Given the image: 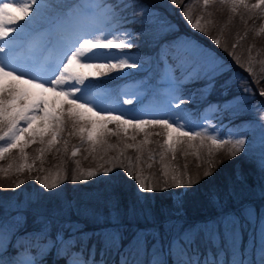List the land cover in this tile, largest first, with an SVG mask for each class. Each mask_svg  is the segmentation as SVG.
Here are the masks:
<instances>
[{"label": "snow or ice", "instance_id": "1", "mask_svg": "<svg viewBox=\"0 0 264 264\" xmlns=\"http://www.w3.org/2000/svg\"><path fill=\"white\" fill-rule=\"evenodd\" d=\"M165 3L170 9H180L179 15L192 30L209 33L212 21L202 23L200 16L194 20L188 0ZM217 3L233 14L240 9L264 13V0L253 4L248 0H203L204 8ZM178 30L159 9L143 0H0V161L13 152L18 161L0 166V172L6 176L12 171L45 172L43 167L35 168V161L43 163L45 153L59 152L61 144L67 151L68 140L62 137L67 132L69 137L79 136L94 156L118 147L109 143L111 137H116L123 149L137 153L135 168L131 160L125 167L120 156L98 163L96 169L85 170L77 163L73 184L108 177L120 167L135 180L139 193L167 191L169 187L185 190L174 194L171 211L161 210L162 220L151 207L143 206L144 196H138L139 205L127 207L115 197L99 206L89 205L88 196L80 206L62 200L51 207H31L30 203H37L35 195L30 203L0 202V264H264V204L258 211L252 202L264 201V115L247 126L243 121L234 123L257 107L264 109V102L248 104L253 89L246 82L239 96L204 104L216 81L231 72V65L199 42L174 36ZM259 31L264 32V26ZM140 43L154 52L143 58L133 54L131 50ZM212 43L221 47L219 38H212ZM221 50L228 51L227 47ZM228 55L240 63L234 51ZM251 63L250 59L245 70L254 75ZM128 69L147 75L135 88L125 90L122 104L119 94L98 90L113 73L118 74L116 79H126ZM153 79L156 82L149 83ZM237 79L245 78L232 73L223 81L222 95H228ZM201 82V88L186 89ZM145 93L151 94L147 106L123 107L136 104ZM258 94L264 98V89ZM198 102L204 104V115L194 119L195 109L185 106ZM140 135L143 139L138 140ZM153 135L163 137L162 142L157 141L158 153L148 149ZM33 145L39 147L29 163L27 149ZM185 146L196 149L198 160L204 149L212 156L226 148L228 159L242 154L255 169L254 182L249 184L237 169L235 180L242 185L239 192L230 187L223 197L214 193L211 202L217 215L189 220L182 197L201 179L213 175L214 167L209 161L201 176L199 172L189 175L187 165L180 171L165 163L169 154L173 161L178 152L184 155ZM145 151L148 161L159 156L162 187L154 186L142 173ZM78 152L74 146L71 155ZM99 160H104V155H99ZM29 178L45 193L54 192L68 180L62 169ZM24 183L14 182L11 190ZM246 196L251 200H244ZM230 198L237 207L225 210ZM72 215L79 219L73 220ZM85 221L97 227L85 230ZM136 221L149 226L137 227Z\"/></svg>", "mask_w": 264, "mask_h": 264}, {"label": "rangeland", "instance_id": "2", "mask_svg": "<svg viewBox=\"0 0 264 264\" xmlns=\"http://www.w3.org/2000/svg\"><path fill=\"white\" fill-rule=\"evenodd\" d=\"M144 3L151 5L153 8L159 9L173 24L178 26V32L173 33L174 36H182L185 38H190L191 41L199 42L201 45L206 46L207 48L215 51L219 56L223 57L224 60L231 65V72L225 73L224 76L220 77L216 81V86L212 90L211 95L207 97L208 102H223L224 100L230 99L234 96H239L241 94V89L245 86L246 82L250 84L253 91L248 93V96L252 97L248 101L250 106H258L262 102H264V98L259 96V91L257 86L254 84V81L259 80V78H264V32H260V28L264 26V13H261L259 10L255 12H245V10L240 9L237 13L233 14L229 11L227 7L219 5V3L204 8L203 0H188V3L193 5L192 13L193 19L197 16L202 17V23L206 20H211L212 25L209 28V33L207 35L201 34L198 31L192 30L189 26H187L186 22L179 15L180 9H170L169 6L166 5L165 0H143ZM256 0H248L249 4L255 3ZM211 13V15H209ZM243 15V19L241 16ZM247 21L245 24L244 21ZM23 23V22H22ZM135 27V26H132ZM257 33H259L257 35ZM212 38H219L221 40V47H217L212 43ZM235 44L236 48L233 49L232 45ZM222 47H227L228 51H222ZM229 51H234L237 56L240 57V63L238 64L232 57L228 55ZM131 52L133 54L139 53L141 57L151 55L154 52V49H151L147 44L140 43L139 47H134ZM251 59V66L253 68V74H249L245 69L248 66V62ZM232 73H238L242 75L245 79L239 80L237 79L229 88L228 95H222L223 89L220 85L224 80L228 79L232 75ZM130 74V75H129ZM117 73L112 74V78H105L104 87L98 89L103 92H117L118 89L122 88V83L125 81L116 79ZM126 79L130 78L132 80V86L128 88H124L125 90H130L135 88L133 80H139L141 82L144 77L147 75L144 72H141L137 69H128L125 70ZM123 81L121 84L118 82ZM156 81L153 79L151 83H155ZM261 82V81H260ZM252 83V84H251ZM203 87V82L198 84H191L186 86L187 90L198 89ZM120 96V95H119ZM151 96L149 93H145L140 97V100L132 105V106H123L125 108H136L137 104L140 102L141 106H147L150 102ZM124 98L120 96V102L122 104V99ZM197 101H199V94H197ZM204 104H188L185 107L188 109H195L196 119L197 117L204 115L203 109ZM107 106V104L105 105ZM211 109H208V114H211ZM264 115V109L255 108L254 111H249L248 114L240 116L237 120L234 121L235 124H239L242 121L245 122V125L254 124L259 122V116ZM147 118V117H145ZM250 120V122H248ZM201 123L203 121H200ZM248 122V123H247ZM71 129L69 128V131ZM199 130V129H196ZM149 131L155 133L159 131V129H149ZM62 137L68 140V150H63V145H58L60 147V151L57 152L55 149L50 153H45L43 158V163L40 160L35 161V168L38 170L40 167L45 169V172L33 171L29 174L27 171L23 173H15L14 171L9 172L6 176L4 173L0 172V202L9 203L13 200L22 202L29 201L31 202L32 197L35 195L38 197L36 204H31V207L36 206H47L51 207L54 204H59L62 200L72 202L75 201L77 206L84 204L85 197L88 196L87 203L89 205L98 206L103 200L100 196H103V192L107 191L106 195L107 199L110 193L114 192H122L124 195L122 198L117 199L121 206L127 207L129 204H137L139 205L138 196H144L145 207H151L153 209L154 214L157 216L159 220L164 219V216L161 214L162 209H168L171 211L173 209V198L174 194L185 192L184 189L169 187L167 191H154L152 193H139L138 188L136 186L135 180L130 179L126 175L125 169L120 167H116L115 171L112 175L108 177L98 176L95 179H89L86 183H71V177L73 170L76 168L77 163L82 169H96L98 163H104L110 157L120 156V160L123 162L125 167H127L129 160L132 161L133 167L135 168V157L137 153L132 149H123V144L119 143L116 137L109 138V143L112 145H118V147H114L111 150H108L106 153L101 152L95 154H91L87 151L88 145L83 144L77 135H73L69 137L67 132L62 133ZM138 140L143 139V136L140 135L137 137ZM150 140L152 143L148 146V149L153 151L154 153H158L160 151L159 144L157 141L162 142L163 137L160 136H151ZM131 142V141H129ZM198 144L199 141L194 142ZM79 148V152L75 157L71 155V151L73 147ZM39 145H33L29 149H27L29 155V163H31L36 155V149ZM184 155H181L180 152L177 153L176 160L173 161L171 154L166 158L165 163H170L180 169V171L185 170V165H187V171L189 175H195L197 172L202 176L205 168L208 167V162L211 161L214 167L213 175L203 178L200 180L199 184L195 185L193 188H189L186 190V194L183 195V206L185 213L189 220H196L195 213L199 212L201 208L208 207L207 204L211 201V196L215 194H219L223 197L224 193L230 188H234L239 192L242 185L235 180V173L237 169H239L242 174H244L247 178V182L252 184L254 182L255 169L247 163L243 157V155H238L234 159L227 158V149H221L216 151L212 156H208L207 149H204L200 152V159L198 160L195 152L196 149H188L186 146L184 148ZM17 154L15 152L9 154L8 158L0 161V166L6 167L9 162H13L15 165L18 161L15 159ZM99 155H104V160H99ZM148 152L142 156V160L140 163V168L144 176L150 178L153 181V185L156 187H162L160 184L163 177L161 174V163L159 161V156L156 155L155 161H148L147 159ZM151 163L152 167L149 168L147 165ZM107 166V165H106ZM58 169H62L64 173L68 176V180L61 185V187L57 190H54L52 193H45L41 189L39 183L35 179L29 178L31 175L35 177L37 175L43 176L48 171H52L53 173ZM135 175V171L133 173ZM20 180H24L25 183L21 185L19 188H16L15 191H12V186L14 182H19ZM115 186V187H114ZM8 189V190H4ZM102 192L98 195V192ZM82 191V194L79 192ZM126 192V193H125ZM59 193V195H57ZM77 196H81V200H77ZM113 197V196H112ZM106 199V200H107ZM229 199L228 202H230ZM244 200H251V197H244ZM105 201V200H104ZM255 203L257 208H260L264 201L261 200H252ZM98 204V205H97ZM189 209V210H187ZM210 208H206L207 213ZM259 211V209H257ZM73 220L79 219L77 216L72 215ZM85 223L86 228H94L96 225ZM127 224L128 221L125 220ZM137 227H146L149 226L146 223H142L140 221L135 222ZM28 229L32 228V216L28 214L27 220ZM89 225V226H88ZM85 228V229H86ZM89 229V230H90ZM55 231V230H54ZM248 234L245 232L244 241L247 242ZM51 260V257H48ZM63 264V263H61Z\"/></svg>", "mask_w": 264, "mask_h": 264}, {"label": "trees", "instance_id": "3", "mask_svg": "<svg viewBox=\"0 0 264 264\" xmlns=\"http://www.w3.org/2000/svg\"><path fill=\"white\" fill-rule=\"evenodd\" d=\"M260 79V83H256V81H254V80H252L253 82H254V84L257 86V88H258V90H261V89H264V78L263 77H261V78H259ZM252 84V83H251ZM115 187V186H114ZM107 191H109L108 189L106 190V191H104L102 194H103V196H100V198H103V200H101V201H104V200H106L107 199V196H105L107 193ZM102 192V190L101 191H99L98 192V195L100 194ZM123 192V191H122ZM122 192H114V193H110V195H109V197H115L116 199H120V198H122V196L124 195V193H122ZM126 193V192H125ZM79 194H82V191H80L79 192ZM231 199V198H230ZM77 200H81V196H77V199H76V201ZM98 205V204H97ZM208 205V207L206 206V207H204V208H201L200 209V211L199 212H197V213H195V218H196V220L197 219H205V218H208V217H212V216H215V215H217V210H216V208L213 206V204H212V202L210 201V203L209 204H207ZM99 206V205H98ZM237 207V205L233 202V200H230V202H228V204H227V207H226V209L225 210H232V209H235ZM206 208H210V210H209V212L210 213H207V211H206ZM257 209H260V208H257ZM187 210H189V209H187ZM86 228V227H85ZM90 228L88 227V228H86L85 230H89ZM245 234V233H244Z\"/></svg>", "mask_w": 264, "mask_h": 264}, {"label": "bare ground", "instance_id": "4", "mask_svg": "<svg viewBox=\"0 0 264 264\" xmlns=\"http://www.w3.org/2000/svg\"><path fill=\"white\" fill-rule=\"evenodd\" d=\"M16 154V153H15Z\"/></svg>", "mask_w": 264, "mask_h": 264}]
</instances>
